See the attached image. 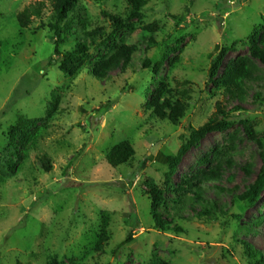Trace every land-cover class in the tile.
<instances>
[{
  "label": "rangeland",
  "instance_id": "obj_1",
  "mask_svg": "<svg viewBox=\"0 0 264 264\" xmlns=\"http://www.w3.org/2000/svg\"><path fill=\"white\" fill-rule=\"evenodd\" d=\"M35 1L0 0V264H255L242 244L264 256V189L254 206L239 196L264 167V64L250 52L264 49V0H142L135 17L127 0H78L80 20L63 48L83 31H101L72 76L50 62L51 33L38 30L39 20L16 25V12ZM104 13L126 27L114 31ZM154 23L153 33L141 30ZM120 44L133 47L130 62L95 76L94 63ZM222 47L229 51L209 80ZM237 59L248 74L230 94L220 80ZM162 85L186 106L176 126L151 114ZM222 113L236 116L233 127L206 135L168 179L158 156H174L191 129ZM19 117L37 121L29 128L36 147L11 171L7 131ZM122 142L135 156L112 168L106 157ZM145 183L162 191L163 226Z\"/></svg>",
  "mask_w": 264,
  "mask_h": 264
},
{
  "label": "trees",
  "instance_id": "obj_2",
  "mask_svg": "<svg viewBox=\"0 0 264 264\" xmlns=\"http://www.w3.org/2000/svg\"><path fill=\"white\" fill-rule=\"evenodd\" d=\"M129 3V15L128 17H135L145 6V2L142 0H127ZM78 0H37L35 2L25 5L21 10L15 14L16 25L20 31L30 28L35 20H39L38 30L45 28L51 33V40L53 45V54L57 59H51V63L58 62V70L62 74L75 75L79 68L75 66L82 60L86 59L88 55V48L94 42V38L98 29L92 32L83 31L82 34L76 35L73 41L69 43L68 48L64 49L63 44L66 36L71 31V25L74 20H80L79 10L76 9ZM49 15L47 23H44V17ZM104 15L110 19L113 30L119 31L126 27L125 20L119 17L112 16L108 13ZM159 29L156 23L143 27L141 30L149 33H153ZM89 40V42H87ZM250 44H257L255 37L250 39ZM228 47H222L218 54L212 59L210 68L208 71L209 80H213L220 70L226 54L228 53ZM134 49L131 46L120 44L109 50V54L106 58H102L94 63L93 74L97 77L106 73L107 70L115 67L118 61L123 60L124 64H128L133 55ZM251 54L259 59L264 64V49L253 47ZM150 63L145 61L142 64L143 69L149 68ZM159 67L154 66L152 72L154 75L158 72ZM247 66L243 59H237L231 66L227 67L221 78V84L226 92L230 94H238L242 82L247 78ZM151 114L154 119L158 121H167L172 126L179 124L186 112L185 104L179 99H175L171 95V91L166 89L163 85L160 86L152 100L150 101ZM106 109L101 108L97 110V116L101 115ZM236 110L241 111L240 107H236ZM222 119L218 121H208L196 130H190L182 141L183 143L178 148L174 156L159 155L158 159L166 164L169 168L167 178L175 172L182 157L195 145H197L206 135L211 133H223L230 130L235 124L234 118L236 116L222 113ZM245 124V121L240 120ZM37 122L35 119H25L19 117L17 121L9 126L7 131L8 144L10 148L16 153V158L13 161L7 163L8 168L14 171L20 167L26 158L27 152L30 148L36 147V136L29 132V128L35 125ZM248 135L251 136V131L248 130ZM22 148L19 151L18 148ZM135 149L128 143L122 142L115 145L108 153L106 157L107 164L112 168H118L129 163L135 156ZM38 162L41 168L45 172H49L51 163L45 153H41L37 156ZM147 188V194L150 196V213L154 219L156 226H163V220L158 217L157 212L162 202V191L158 187L153 185L144 184ZM264 189V167L260 170L259 174L254 179L253 183L245 190L240 196L241 201H246L250 206H254L259 200L261 193ZM46 197L43 196L42 200ZM104 221H107V217H104ZM130 240V236L126 239V242ZM106 237L101 236V242H105ZM246 255L249 259H255V264H263L264 256L253 250L248 243H243ZM259 256L258 259L256 257Z\"/></svg>",
  "mask_w": 264,
  "mask_h": 264
}]
</instances>
